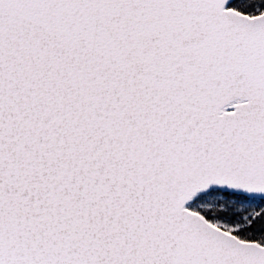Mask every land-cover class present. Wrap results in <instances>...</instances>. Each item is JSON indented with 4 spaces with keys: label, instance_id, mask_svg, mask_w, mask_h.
<instances>
[{
    "label": "snow or ice",
    "instance_id": "1",
    "mask_svg": "<svg viewBox=\"0 0 264 264\" xmlns=\"http://www.w3.org/2000/svg\"><path fill=\"white\" fill-rule=\"evenodd\" d=\"M0 264H264V0H0Z\"/></svg>",
    "mask_w": 264,
    "mask_h": 264
}]
</instances>
